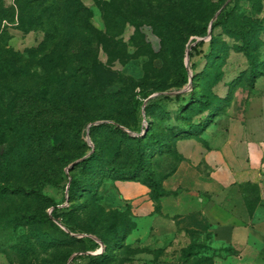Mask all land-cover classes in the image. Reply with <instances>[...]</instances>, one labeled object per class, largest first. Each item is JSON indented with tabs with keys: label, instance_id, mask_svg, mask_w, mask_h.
<instances>
[{
	"label": "rangeland",
	"instance_id": "obj_1",
	"mask_svg": "<svg viewBox=\"0 0 264 264\" xmlns=\"http://www.w3.org/2000/svg\"><path fill=\"white\" fill-rule=\"evenodd\" d=\"M209 1L213 9H219L211 24L226 10L228 18L231 17L230 32L222 28L211 32L210 28L205 39L190 38L183 60L180 54L170 52L157 28L172 12V0H83L90 13L81 18L85 25L84 34L73 39L69 35V26L64 24L66 12L62 5L38 9V19H44L46 23L52 20L51 23L55 25L27 33L17 29L18 19L15 20L16 24L3 22L0 30L2 33L6 28V33L0 40V48L13 66H27L31 73L39 70L42 74L52 70L59 75H68L69 68L65 62L59 61L53 67L46 62L54 55V46L63 41L68 43L69 57L89 54L92 58L97 55L102 63V67L98 69V82L102 86L128 93L133 81L137 84L132 95L149 96L139 109L138 120L128 119V125L124 127L126 132L144 140L147 132L139 131V128H151L158 133L160 140L171 142V129L178 124L183 105L181 99L176 100V97L183 94L181 98L188 99L201 94L204 91L203 74L213 72L214 62L221 65L218 74L221 71L225 74L223 82L214 91L219 96H228L219 113L228 108L236 93H229L230 87L233 90L242 89L243 92L239 91L241 98L255 83L248 72L250 62L238 50L243 47L242 34H252L256 32V24H264V0ZM4 4L6 7H14L16 0H4ZM180 12L185 13V10L181 9ZM256 38L261 40L259 50L254 51L263 61L264 30ZM203 41L206 44L192 52L191 46H199ZM212 49L215 52L221 51L220 58L215 59L213 56L209 61L206 55L211 54ZM32 52L39 54L40 62L33 59ZM182 65L188 68L191 76L189 84L184 86L179 74ZM259 69L264 73V63ZM17 88V84L13 82L0 83V96L10 102L15 98ZM122 94L121 104L124 105L125 101L128 105L131 96L124 98L125 94ZM145 104L152 105L150 111L145 108ZM116 109L113 122L104 120L107 116L104 111L97 114V118L102 120L83 128L82 140L87 148L68 145L54 154L45 155L33 165L28 162L22 164L7 176L3 185L12 184L19 191L22 188L37 190L43 197L22 192L0 195V264H185L183 257L188 249L192 252L191 264H231L228 252L215 250L211 238L204 231L201 232L200 229L184 233L186 222L184 225L177 219V226L169 219L154 223L153 231L158 228L167 234L158 232L156 236H152L153 231L149 232L147 229L145 232L150 235L144 243L134 242L130 235L137 229V223L130 208L120 210L123 200L114 187L119 181L103 178L106 183L97 191L95 187L102 181L101 176L93 177L79 170L73 171L74 164L66 163L68 157H83L78 162L85 160L99 151V148L106 157L107 150L119 137L108 131H100L91 136L89 131L93 126L120 122V110ZM0 117H10L9 111L2 110ZM149 143L146 159L152 170L156 172L167 163L169 168L175 165L171 157H166V153L162 154L160 150H156L155 144ZM13 149L12 146L10 151ZM163 171V175L169 173V170ZM72 177H78L80 186L77 194L70 200ZM157 177L160 179L159 175ZM50 178L53 179L52 182L49 181ZM90 181L94 183V194L88 192ZM54 203L59 209V216L66 215L70 209L72 211L63 219L64 222L59 223L63 230L69 228L82 237L89 234L102 246L101 249L93 251L92 243L71 240L58 231L48 220V216L53 217ZM28 216H33L36 221L26 220ZM133 223L136 225L134 230ZM119 231L123 237L115 244ZM97 233L104 236L110 246L105 261H91L83 255H96L106 250ZM207 259L210 261L206 262Z\"/></svg>",
	"mask_w": 264,
	"mask_h": 264
},
{
	"label": "trees",
	"instance_id": "obj_2",
	"mask_svg": "<svg viewBox=\"0 0 264 264\" xmlns=\"http://www.w3.org/2000/svg\"><path fill=\"white\" fill-rule=\"evenodd\" d=\"M172 2L173 5L170 9L172 12L167 15L163 23L157 25V28L170 52L180 54L182 60L185 58L186 45L190 38L205 39L210 28L213 32L217 28L230 32L231 17L228 18L226 10L221 13L214 24H211L219 9H213V6L209 5V0H172ZM58 5H62L66 12L63 19L64 24L69 26L70 37L72 39L75 36L82 37L85 25H83L81 18L90 13L83 0H16L14 7H6L4 0H0V29L3 22L16 24L15 20L18 19L16 27L19 30L27 33L40 29L45 30L48 25L52 24V20L46 23L44 19H38V9L55 8ZM181 9H184L185 13H181ZM263 30L264 24L260 23L256 24V32L252 34L243 33L241 38L243 47L238 50L250 62L248 72L251 73L254 82L264 74L259 69L264 60H260L255 54V51L259 50L261 40L256 38V35ZM5 33L6 28L2 33L0 30V40ZM255 38L256 40H254ZM67 44L63 41L61 44L55 45L54 55L48 58L46 62L52 67L59 61L65 62L69 68L68 75H59L52 70L45 72V74L40 73L39 70L31 73L27 66H15V64L13 66V63L9 61L0 48V83L13 82L18 86L16 93H14L15 98L10 102L0 96V112L6 109L10 115L6 118L0 117V195L7 196L11 193L22 192L26 195L33 194L43 197L40 191H29L23 188L19 191L12 184L3 185V183L6 182L7 176L24 163L28 162L33 165L45 155L54 154L55 151H60L68 145L87 148V144L82 140L83 128L102 120V118H97L99 112L105 111L107 116L104 120L113 122L116 108H119L121 119L118 120L120 122L104 124L100 127L93 126L89 131L91 136L100 131H108L110 134L119 137L118 140L115 139L113 146L107 150L106 157L102 155V150L99 148V151L78 164L73 171L79 170L81 173L91 174L93 177L101 176L102 181L95 187L97 191L106 183L103 178H109L113 181L142 183L151 189L154 201L159 204L163 198L170 196L171 193L163 188L158 169L155 172L151 169V164H147L146 156L148 155V146H150L149 141L155 144L157 151L160 150L162 154L166 153V157H171L175 165L176 162L183 160L182 156L173 149L175 142L182 138L199 137L212 124L214 118L221 113L219 110L225 105L226 100L214 91L224 80L223 71L218 74L221 65L214 62L215 69L213 72L207 71L203 74L205 75L202 78L204 91L201 94L191 96L188 99L181 98L183 94L176 97V100L181 99L183 105L178 124L171 129L173 141L160 140L158 133L151 128L147 130L139 128V131L147 132V137L143 140L132 137L124 127L128 125L129 118L138 120L139 109L144 106V99L149 96L132 95L137 84L133 81L132 85L129 86L128 93L105 85L102 86L98 82L100 79L98 69L102 67V63L97 55L92 58L89 54L69 57ZM205 44L206 42L203 41L199 46H191L192 52ZM212 50L211 54L206 55L209 61L212 60L213 56L215 59L220 58L221 51ZM31 55L34 60H38L37 62L41 61L38 59V53ZM179 74L183 81L182 86L189 84L191 76L188 68L182 65ZM122 93L125 94L124 98H127V95L131 96L128 105L125 101L124 105L121 104ZM164 98L167 99V97ZM150 106L152 105L146 106L145 104L148 111L151 110ZM12 146L14 149L10 151ZM82 158L72 159L68 157L66 163L72 165ZM175 165L171 168L168 165L169 173L175 168ZM158 175L160 179H158ZM162 176L164 175L162 174ZM49 181L52 182L53 179L50 178ZM79 186L78 177H72L69 188L70 200L77 194ZM88 186L89 190H86L94 194V183L90 181ZM53 206L55 208L53 217L48 216V220L58 231L71 240L92 243L93 251L101 249L102 246L89 234L82 237L68 227V229L63 230L59 223L68 217L72 211L70 209L66 215L59 216L57 215L59 211L57 204L54 203ZM25 219L36 221L33 216H28ZM133 224L134 230L136 225ZM96 235L102 240V245L106 246V250L96 255L87 253L83 255L91 261H105L110 246L104 236L100 233ZM120 237H123V234L119 231L114 241L115 244L119 242ZM191 256L192 252L189 249L186 250L183 263L191 264ZM208 261L210 259L206 260V262Z\"/></svg>",
	"mask_w": 264,
	"mask_h": 264
},
{
	"label": "crops",
	"instance_id": "obj_3",
	"mask_svg": "<svg viewBox=\"0 0 264 264\" xmlns=\"http://www.w3.org/2000/svg\"><path fill=\"white\" fill-rule=\"evenodd\" d=\"M228 91L236 92L231 104L199 137L175 142L183 160L167 175L168 163L158 169L170 196L158 204L142 183H115L120 210L130 208L137 223L134 242L144 243L154 223L177 219L184 233L204 231L231 264H264V77L241 98L242 89Z\"/></svg>",
	"mask_w": 264,
	"mask_h": 264
},
{
	"label": "water",
	"instance_id": "obj_4",
	"mask_svg": "<svg viewBox=\"0 0 264 264\" xmlns=\"http://www.w3.org/2000/svg\"><path fill=\"white\" fill-rule=\"evenodd\" d=\"M211 32H212V30H211ZM82 161H84V160H82ZM82 161H80V162H82ZM80 162L75 163L73 167H76Z\"/></svg>",
	"mask_w": 264,
	"mask_h": 264
}]
</instances>
